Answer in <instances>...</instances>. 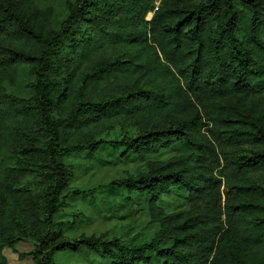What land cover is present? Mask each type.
Segmentation results:
<instances>
[{"label":"trees","instance_id":"16d2710c","mask_svg":"<svg viewBox=\"0 0 264 264\" xmlns=\"http://www.w3.org/2000/svg\"><path fill=\"white\" fill-rule=\"evenodd\" d=\"M154 2L0 0V264L20 242L36 264H264V0H162L147 18ZM179 142L193 151L148 158ZM103 145L146 159L108 186L147 195V242L57 218L66 156ZM175 189L188 206L168 210Z\"/></svg>","mask_w":264,"mask_h":264},{"label":"rangeland","instance_id":"374dc122","mask_svg":"<svg viewBox=\"0 0 264 264\" xmlns=\"http://www.w3.org/2000/svg\"><path fill=\"white\" fill-rule=\"evenodd\" d=\"M151 12L147 18H151ZM124 125L114 131L124 132ZM114 133V134H115ZM184 142H179L167 150L148 158L163 159L173 155L191 153ZM65 161L73 168L70 189L65 192L67 204L57 218L65 222L66 235L72 238L83 234L119 237L131 245L149 241L159 229L150 219L147 210V195L128 192L123 187L108 184L127 173L137 174L146 169V159L140 158L125 148L115 149L109 145L97 151H80L66 156ZM76 190H82L77 193ZM168 210L188 206V197L181 189H175L160 201ZM31 243L20 242L15 248H4L8 264H36L32 256L20 257V253L30 252ZM61 264H109L107 260L84 251L64 252L57 255ZM156 259L153 263L155 264Z\"/></svg>","mask_w":264,"mask_h":264},{"label":"built area","instance_id":"2783aa9c","mask_svg":"<svg viewBox=\"0 0 264 264\" xmlns=\"http://www.w3.org/2000/svg\"><path fill=\"white\" fill-rule=\"evenodd\" d=\"M161 1L162 0H155L154 2V9L152 11H150L151 13L150 14H153V12L158 9L159 5L161 4Z\"/></svg>","mask_w":264,"mask_h":264}]
</instances>
